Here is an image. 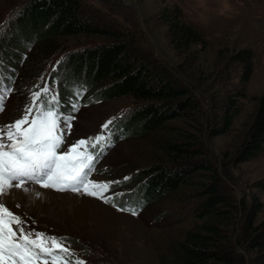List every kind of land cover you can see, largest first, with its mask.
Segmentation results:
<instances>
[{"label":"trees","instance_id":"16d2710c","mask_svg":"<svg viewBox=\"0 0 264 264\" xmlns=\"http://www.w3.org/2000/svg\"><path fill=\"white\" fill-rule=\"evenodd\" d=\"M25 4L14 20L8 17L9 11L0 17V85L9 83L5 77L9 68L18 72V78L32 80L43 73L49 61L54 64L55 58L57 75L53 80L50 75L49 82L57 77L60 93H67L76 84L88 91L84 98L89 102L123 96L133 98L128 112L123 114L128 115L123 124L128 135L140 137L165 127L169 120L191 118L196 123L195 132H178L173 140H165L159 162L140 174L132 173L128 180V185L135 186L131 197L141 188L138 199L143 197L151 203L156 197L162 198L191 183L200 186L197 204L187 209L193 218L192 225L185 230L173 257L165 264H264V219L255 220L261 203L236 198L235 191L227 186L218 171L216 155L207 145L211 138L228 134L232 129V121L239 111L237 100L245 96L240 88L243 89L253 71V50L242 48L233 52L222 67L228 70L226 78H230L229 71L240 67L241 86L234 88L235 93L213 95V103L203 107L199 96L184 81L157 59L150 58L148 52L139 50L135 34L128 36L123 31L127 27L93 23L92 18L100 11L95 6L89 8L85 0H27ZM160 16L167 24L173 50L183 56V65L176 69L187 72L190 85H201L203 78L196 75L194 68L195 46L205 44L201 32L178 20L175 11L167 7L161 10ZM111 21L116 23L114 19ZM5 28L13 39L2 35ZM15 37L23 38L26 43H17ZM69 37H91L93 43L90 46L82 43L81 48L65 54V60L62 55L68 50L65 42ZM6 58L9 63L1 64ZM63 62L68 67L67 73L74 78L71 85L66 84L65 77L60 81ZM20 85L17 83L16 93L27 99L30 90L26 87L24 91V85ZM66 93L59 94L63 105H67L69 97H77ZM256 100L249 125L239 135L238 146L228 162L238 164L250 160L264 149V91ZM254 185L264 188L262 182ZM239 217L241 221L237 222Z\"/></svg>","mask_w":264,"mask_h":264},{"label":"rangeland","instance_id":"374dc122","mask_svg":"<svg viewBox=\"0 0 264 264\" xmlns=\"http://www.w3.org/2000/svg\"><path fill=\"white\" fill-rule=\"evenodd\" d=\"M26 2L27 0H0V17L6 11H9L8 17L13 18L16 13L19 16ZM85 4L89 8L95 6L100 11L92 18L93 23L98 21L101 25H106L105 27L112 23L116 28L122 24L121 27H127L122 29L128 36L134 33L139 50L148 52L150 58L157 59L159 64L184 81L199 96L203 107L213 103V95L235 93L234 88L241 86V69L237 67L229 71L230 78H226L228 70L222 67L233 52L242 48L253 50V71L243 89L240 88L245 96L237 100L239 111L232 121V129L228 134L211 138L207 145L216 155L218 171L227 186L235 191L236 198L244 197L247 202L258 200L261 209L255 220L258 222L264 219V188L254 185L256 182L264 183V149L256 157L238 164L227 161L232 158L230 154L238 146L242 130L249 125L252 111L257 104L256 96L264 91V0H85ZM164 7L175 11L178 20L192 25L202 34L205 44L193 47L197 58L194 65L196 75L203 78L199 86L190 85L187 80L191 77L186 75L187 72L181 73L176 69L178 65H183V56L178 55L169 42L167 24L160 16ZM7 31L8 28L2 35H8L9 40L13 39L9 38L12 34ZM90 38H67L65 43L68 44V50L62 53L63 59L66 60L65 54L81 48L79 45L82 43L90 46L93 43ZM97 40L102 42L101 38ZM15 41L20 44L25 42L21 37H15ZM64 63L60 67V81L63 82L61 78L65 77L66 84L71 85L74 78L68 74V67L66 69ZM41 79L42 77L30 82L28 78H19L18 83L34 85L40 83ZM54 89L56 91L55 87ZM63 92L66 93L61 91L60 94ZM72 93L89 94L86 89L76 87V84L69 87L66 94ZM9 94L11 95L7 107L0 113V124L9 123V119L17 115L22 105L27 103L21 100L19 93ZM132 103L133 98L123 96L79 104L72 129L66 136L70 145L78 139L99 134L101 126L117 116L113 125V143L102 155L90 178L110 181L127 176L130 178L132 173L140 174L151 164L159 162L157 160L161 158L165 140H173L178 132L196 131V123L191 118H178L169 120L165 127L140 137L128 135L123 125L127 122L128 115L123 114L128 112ZM119 121H122L124 128L120 125V128L115 129V126H119ZM192 184L162 198L156 197L153 202L148 203L143 197L138 199L141 188L136 189L137 192L132 198L135 186L128 185V180L124 181L121 184L125 193L122 196L124 201L119 198L118 205L138 208V215L135 216L127 211L121 212L117 207L97 198L88 196L93 200L81 202L69 196L73 193L71 191L61 192L54 189H51L54 193H66L67 204L51 200V205L47 207L42 203L30 209L29 203H25V206L21 201L12 199L9 203L6 202V207L21 217L26 231L44 232L48 236L64 238L66 247L74 255H83L87 260H83L86 264H165L173 257V251L185 230L192 225L193 218L189 216L187 209L197 204L200 194V186ZM90 204L93 209L86 207ZM238 221H241V217ZM75 259L82 260L80 257Z\"/></svg>","mask_w":264,"mask_h":264},{"label":"snow or ice","instance_id":"6c2138e0","mask_svg":"<svg viewBox=\"0 0 264 264\" xmlns=\"http://www.w3.org/2000/svg\"><path fill=\"white\" fill-rule=\"evenodd\" d=\"M10 91L0 93V111L4 110L5 93ZM68 103L69 110L62 111L60 95L51 83L45 82L31 91V100L19 118L0 124V264H86L73 259L64 238L26 231L21 217L6 207L5 198L13 189L37 196L39 193L33 192L30 184L71 191L138 215V208L118 205L125 193L109 195L122 181L90 178L100 157L113 143L117 118L106 121L99 134L69 146L66 136L79 111V96ZM129 179L124 177V181Z\"/></svg>","mask_w":264,"mask_h":264},{"label":"bare ground","instance_id":"6f19581e","mask_svg":"<svg viewBox=\"0 0 264 264\" xmlns=\"http://www.w3.org/2000/svg\"><path fill=\"white\" fill-rule=\"evenodd\" d=\"M29 187L33 190V192H38L39 195H34L32 193H23L21 190L18 189H13L11 190V192L9 193V195L5 198L6 202H10L12 199L13 200H18L21 201L22 203H29L30 209H33L35 206H39L43 204H46L45 206L47 207V205H51L50 201L53 200H57V202L61 203V204H67V195L66 193H61V192H52V190H48V189H44L42 187H40L39 185H35V184H30ZM68 194V193H67ZM53 196V199H52ZM69 196L74 197V200H80L81 202L84 201H89V200H93L92 198H88L87 195L84 194H80V193H71L69 194ZM60 199V201H59ZM96 202V201H95ZM79 204V203H78ZM77 204V205H78ZM84 205H87V203H85ZM26 206V205H25ZM89 209H93L91 207V204L89 206H86Z\"/></svg>","mask_w":264,"mask_h":264}]
</instances>
